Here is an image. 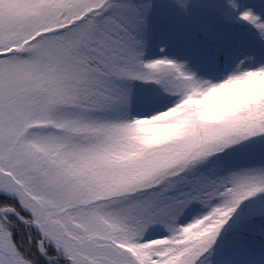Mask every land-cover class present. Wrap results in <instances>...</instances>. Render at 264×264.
<instances>
[{
  "label": "snow or ice",
  "instance_id": "1",
  "mask_svg": "<svg viewBox=\"0 0 264 264\" xmlns=\"http://www.w3.org/2000/svg\"><path fill=\"white\" fill-rule=\"evenodd\" d=\"M0 264H264V0H0Z\"/></svg>",
  "mask_w": 264,
  "mask_h": 264
}]
</instances>
